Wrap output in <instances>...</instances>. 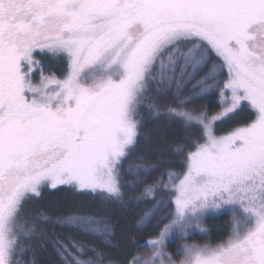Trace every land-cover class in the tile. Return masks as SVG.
I'll list each match as a JSON object with an SVG mask.
<instances>
[{
  "label": "snow or ice",
  "instance_id": "snow-or-ice-1",
  "mask_svg": "<svg viewBox=\"0 0 264 264\" xmlns=\"http://www.w3.org/2000/svg\"><path fill=\"white\" fill-rule=\"evenodd\" d=\"M37 54L64 61L62 76L46 74ZM215 89L219 112L189 107ZM245 105L252 119L217 136L216 124ZM145 107L182 129V144L148 149L178 158L179 171L143 161L122 171ZM58 186L117 211L151 203L141 227L168 222L146 256L113 258L50 235L51 217L32 214L29 202ZM222 209L233 214L227 238L189 242ZM55 223L116 247L98 214ZM175 239L185 242L170 253ZM47 244L58 264H264V0H0V264H37Z\"/></svg>",
  "mask_w": 264,
  "mask_h": 264
},
{
  "label": "rangeland",
  "instance_id": "rangeland-1",
  "mask_svg": "<svg viewBox=\"0 0 264 264\" xmlns=\"http://www.w3.org/2000/svg\"><path fill=\"white\" fill-rule=\"evenodd\" d=\"M224 78L225 79L227 78L226 75ZM153 95L155 94L153 93ZM208 96L216 97L215 105L212 107H209L206 103ZM219 101H220L219 89H215L209 92L208 94L204 95L202 98H198L194 100L193 104L189 105V107L195 108L197 111L206 110L208 115L212 116L221 110L222 106ZM150 102L151 101L146 100L145 105H147ZM158 103H160L161 106H163L165 101L159 100ZM141 115L143 116V126L140 129L141 132L140 143L138 144L136 149L131 153L128 160L124 161V169H122V171L127 169L129 163H140L141 161H143L146 164H159L160 162L157 161L156 157L153 158L155 159L154 161H150V162L147 161L148 158L146 159V151H148L151 144L155 143L156 141L166 143L170 147H175L178 144H182L186 139L182 129H180L176 124H169L168 121L163 117L159 119L154 118L148 112L146 107L141 110ZM151 125H153L155 128L152 127ZM163 125L165 127H163ZM225 127L226 125L223 124L219 126L220 129H224ZM216 135L222 136L218 134ZM177 137H179V139ZM163 138L165 139L163 140ZM194 138L195 137H193V139ZM155 139L156 141H154ZM200 142L203 141L201 140ZM149 143H151L150 146L148 145ZM188 150H191V145H189ZM148 154H150L148 156L158 155L152 151H148ZM164 158L172 160L171 166L168 167L165 166L166 168H170L176 171L180 170V163L178 158L170 157V156H165ZM162 171H164V168H161L160 170L155 172L153 176H159ZM123 179L128 180L130 179V177H128L127 174L125 173ZM142 206H144L143 203L139 204V207L142 208ZM151 207H152L151 203H148V205L146 204L145 207H143L140 210L139 212L140 216L137 217L135 220H127V218L126 219L122 218L123 220H119V219L117 220L118 218L117 216L120 215V211H117L114 206H110V205L102 206L100 200L94 197L92 194L81 195L67 189L65 186H58L57 189H51L46 187L42 190L40 197L33 199L28 204V208L31 210L33 215L38 214L42 211L47 216L51 217L52 223L45 225L50 235L52 233L61 234L65 239L69 235H71L80 241L90 243L93 247H96L97 249L108 252L113 258H117V259L126 258L127 254L130 255V254L139 253L142 256H146L148 254L149 251L148 248L144 251L145 253H142L139 250V247L141 245H145V242L151 237H153L159 231V229L163 227V224L168 222L165 219L163 220L162 223L158 224L154 220L152 224L141 227L140 225L141 217L143 216L144 212ZM173 209H174V205L164 208L158 214V216L162 218L166 214V212L171 211ZM104 210L107 212H105ZM81 211H87L93 214H98L100 217L107 218L111 221L115 231L114 243L116 244V247L105 248L104 244L101 242L99 238L81 236L55 223L58 217H66L70 214H74L76 212H81ZM219 213H225L228 215V220L230 224L229 232L227 234L228 236L232 226L233 214L232 212L226 209L209 210L205 214V216L202 217L200 227L202 229H205L206 220L208 219V217ZM222 236H223V231L220 230L217 238L213 241L208 238H205V233H201L199 230H197L196 234L189 237V242H196L199 244H206V243L215 244L227 238V236L226 237H222ZM184 242L185 241L183 240L175 239L174 241L170 242L167 245V251L170 253H174L177 249V246ZM26 243L35 244L38 246L40 244V241H26ZM31 256L32 253L29 252L28 254L25 255L24 259L27 261L30 259ZM35 257L37 260V264H58V258L53 252L50 244L45 245L43 249L37 247L35 251Z\"/></svg>",
  "mask_w": 264,
  "mask_h": 264
},
{
  "label": "trees",
  "instance_id": "trees-1",
  "mask_svg": "<svg viewBox=\"0 0 264 264\" xmlns=\"http://www.w3.org/2000/svg\"><path fill=\"white\" fill-rule=\"evenodd\" d=\"M35 58L43 61V63L46 65V67H45V73L46 74L55 73L57 76H62L63 70L66 68V64L64 61L51 60L48 57H44V56H41L39 54H37ZM39 75H40V73L37 71L34 74L33 79L38 80ZM215 102H216V97H214V96H211V97L208 96L207 97L206 103L209 107L214 106ZM251 119H252L251 113L248 110L247 106L245 105L241 109H239V111L236 114H233L229 118L224 119L222 122H218L215 126V132L218 135H223V134L229 133L230 131L234 130L235 128L245 125ZM221 124L226 125V127L224 129H220L219 126ZM151 126L154 127L153 125H151ZM166 126H168V125H166ZM163 127H165V126L163 125ZM177 138L179 139V137H177ZM164 139L165 138H163V140ZM154 141H156V139ZM150 144L151 143H149L148 145L150 146ZM148 151H146V159L148 158L147 161H149V162L154 161L155 159H153V158L156 157L157 161L160 163L163 162L166 167L171 166L172 160L167 159V158H163V161H161L160 157L156 154H155L156 156H148V155H150V154H148ZM146 204L148 205V203H143L144 206H142V208L145 207ZM142 208L139 206H136V207H132L131 209L127 210L126 212L120 211V215L117 216L118 217L117 220L118 219L123 220L122 218H124V219L127 218V220H135L137 217L140 216L139 212ZM105 212H107V211H105ZM229 228H230V224H229L227 214L219 213V214L211 215L206 220L205 238H208V239L214 241L217 238L220 230L223 231L222 237H226L228 232H229ZM146 249H147V247L144 245H141L139 247V250L142 253H145L144 251ZM126 256H129V255L127 254Z\"/></svg>",
  "mask_w": 264,
  "mask_h": 264
},
{
  "label": "flooded vegetation",
  "instance_id": "flooded-vegetation-1",
  "mask_svg": "<svg viewBox=\"0 0 264 264\" xmlns=\"http://www.w3.org/2000/svg\"><path fill=\"white\" fill-rule=\"evenodd\" d=\"M127 210H125V211H122V212H126Z\"/></svg>",
  "mask_w": 264,
  "mask_h": 264
}]
</instances>
